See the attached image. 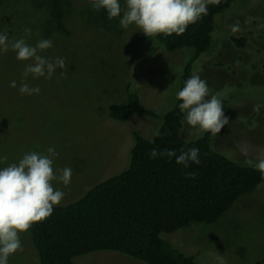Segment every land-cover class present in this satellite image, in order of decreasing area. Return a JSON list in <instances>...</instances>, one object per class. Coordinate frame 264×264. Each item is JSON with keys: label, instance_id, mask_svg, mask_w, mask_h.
Listing matches in <instances>:
<instances>
[{"label": "rangeland", "instance_id": "obj_1", "mask_svg": "<svg viewBox=\"0 0 264 264\" xmlns=\"http://www.w3.org/2000/svg\"><path fill=\"white\" fill-rule=\"evenodd\" d=\"M33 1L0 0V31L18 39L25 37L26 27L31 28L27 43L53 40L54 47L41 55L53 60V54H58L66 66L57 69L54 85L29 77L30 86L41 91L21 95L10 83L15 80L19 86L27 62L17 61L12 51L0 55V157H5L0 167L18 162L27 152L47 154L49 146L55 147L59 156L54 169H72L67 187L52 182L65 193L57 205L62 206L126 169L133 130L150 137L158 127L143 116L113 121L106 117V103H126L130 87L146 108L164 115L175 103L188 53L167 52L158 41L144 40L149 36L134 25L122 29L119 18L109 20L104 10H93L89 0H71L64 16L69 33L57 31L51 37L46 0ZM120 2L123 7L124 0ZM53 20L57 26L61 23L55 15ZM232 36H245L246 46L235 47ZM214 39L212 50L194 66V73L207 81L210 94L222 104L229 102V124L215 135L212 146L235 160L255 159L264 150V0L233 3L218 16ZM202 135L186 123V139ZM202 224L164 237L205 264H264V183L242 196L217 223ZM26 234L25 240L21 237L22 250L9 258V264H39L38 252L28 245ZM75 262L144 264L113 252L92 253Z\"/></svg>", "mask_w": 264, "mask_h": 264}, {"label": "trees", "instance_id": "obj_2", "mask_svg": "<svg viewBox=\"0 0 264 264\" xmlns=\"http://www.w3.org/2000/svg\"><path fill=\"white\" fill-rule=\"evenodd\" d=\"M236 1L210 3L208 14L189 25L181 35L159 34L144 39L158 41L170 53H188L178 91L194 73L197 61L214 47L218 16ZM46 4L51 13L48 35L54 37L57 31L69 33L64 16L70 10L71 0H46ZM53 15L60 17L58 26ZM231 43L244 48L247 38L232 36ZM53 55L55 59L58 54ZM48 81L55 84L52 79ZM126 91V103L104 105L106 117L124 122L143 116L158 127L150 137L133 130V145L124 171L89 189L78 201L54 206L49 218L33 225L28 232L31 241L27 240L37 250L39 264H76V258L97 252H113L144 264H205L187 256L164 236L192 225L217 223L242 196L264 183L258 171L241 166L243 162L238 158L216 151L212 146L215 136L204 132L196 139H186V122L178 107L180 101L176 99L163 115L146 108L139 94L130 87ZM228 104L223 103L226 116ZM190 147L200 149L201 164L188 169L178 165L175 158L153 160L148 155L153 148L173 149L179 154ZM186 172H195L196 178L186 179ZM27 235L21 237L25 240Z\"/></svg>", "mask_w": 264, "mask_h": 264}, {"label": "clouds", "instance_id": "obj_3", "mask_svg": "<svg viewBox=\"0 0 264 264\" xmlns=\"http://www.w3.org/2000/svg\"><path fill=\"white\" fill-rule=\"evenodd\" d=\"M213 0H89L93 10H104L107 18H119L122 29L135 26L145 35L152 37L159 34L171 36L186 32L189 25L197 23L208 14V6ZM103 29H101L102 31ZM25 37L9 38V34L0 31V55L15 53V59L24 64L19 86L11 81L12 88H18L21 95H38L41 89L32 87L27 82L53 78L57 69H65L63 57L54 60L41 55L54 47L51 39L39 40L35 45L27 43L32 29H24ZM179 110L184 114L188 126L212 136L220 133L229 118L225 115L222 100L211 95L207 81L198 73H193L184 82L176 94ZM259 108V106H257ZM154 143V141H153ZM150 159L175 158L178 165L185 169L193 164L200 165V149L190 147L179 154L173 149L159 151L153 148L148 153ZM59 156L56 148L49 146L47 154L37 151L27 152L18 162L0 167V264H9V258L22 250L21 235L30 231L34 224L45 221L54 212V206L64 199V191L54 188L53 181L70 185L72 169L64 167L54 169L55 158ZM5 157H0V162ZM241 166L250 167L260 174L264 181V150L255 159L246 158ZM58 173V174H57ZM195 172H186V179H195Z\"/></svg>", "mask_w": 264, "mask_h": 264}, {"label": "crops", "instance_id": "obj_4", "mask_svg": "<svg viewBox=\"0 0 264 264\" xmlns=\"http://www.w3.org/2000/svg\"><path fill=\"white\" fill-rule=\"evenodd\" d=\"M107 102H109V101H107ZM106 104H108V103H106Z\"/></svg>", "mask_w": 264, "mask_h": 264}]
</instances>
